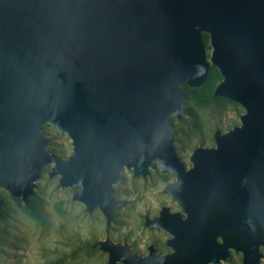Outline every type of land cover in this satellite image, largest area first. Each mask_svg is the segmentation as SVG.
<instances>
[{
	"label": "water",
	"instance_id": "obj_1",
	"mask_svg": "<svg viewBox=\"0 0 264 264\" xmlns=\"http://www.w3.org/2000/svg\"><path fill=\"white\" fill-rule=\"evenodd\" d=\"M212 68V98L244 113L186 167L171 119ZM47 125L70 140L68 157L48 150ZM48 166L56 188H78L83 215L103 216L104 239L89 247L106 264H220L231 251L261 264L264 0H0V215L2 191L26 204ZM124 170L174 177L163 192L180 211L143 223L170 236V254L111 239Z\"/></svg>",
	"mask_w": 264,
	"mask_h": 264
},
{
	"label": "rangeland",
	"instance_id": "obj_2",
	"mask_svg": "<svg viewBox=\"0 0 264 264\" xmlns=\"http://www.w3.org/2000/svg\"><path fill=\"white\" fill-rule=\"evenodd\" d=\"M205 47L210 50L206 37ZM220 80L219 72L212 68L204 86L197 89L201 92L182 101L185 110L182 117L171 119L174 146L186 167L190 166L188 159L195 147H213L214 130L225 132L239 125V116L244 113L240 105L226 99L224 103H204V95L211 93ZM44 134L49 139L50 152L60 158L71 154V142L66 135L57 133L50 125L45 127ZM50 168L46 167L42 173L33 195L34 207L39 212L37 218L26 210V204L2 191L0 264H106V256L89 247L96 240L104 239L103 216L97 210L90 217L83 215V206L71 200L78 188H56L57 178L50 180L47 176ZM173 181L171 174L159 171H151L150 176L142 179L133 178L130 171L124 170L115 196L124 205L115 212L111 239L131 242L133 251L141 255L146 254L145 247L149 243H154L160 253L169 251L164 247L168 235L144 228L143 216L157 215L162 205L171 211L179 210L177 204L162 193L163 187ZM261 251L264 254V249ZM222 264H240V257L232 254L229 261Z\"/></svg>",
	"mask_w": 264,
	"mask_h": 264
},
{
	"label": "trees",
	"instance_id": "obj_3",
	"mask_svg": "<svg viewBox=\"0 0 264 264\" xmlns=\"http://www.w3.org/2000/svg\"><path fill=\"white\" fill-rule=\"evenodd\" d=\"M206 38H208L207 36H205ZM205 39V38H204ZM185 88V98L187 99L188 96L190 95H193V93L195 94L196 92H201V91H198L197 89L196 90H190L188 87H184ZM213 92V91H212ZM212 92L211 93H208V94H205L203 99H204V103L208 104V103H224V102H227L225 99L223 98H212ZM202 94V93H200ZM188 112V111H187ZM33 199L34 197L31 196L28 198V201L26 203V210L33 216V217H38L39 216V212L38 210H36V208L34 207V203H33Z\"/></svg>",
	"mask_w": 264,
	"mask_h": 264
},
{
	"label": "flooded vegetation",
	"instance_id": "obj_4",
	"mask_svg": "<svg viewBox=\"0 0 264 264\" xmlns=\"http://www.w3.org/2000/svg\"><path fill=\"white\" fill-rule=\"evenodd\" d=\"M188 167H190V166H188ZM160 172V171H159ZM166 186H164L163 187V189H162V193L164 194V192H163V190H164V188H165ZM118 193V192H117ZM117 195V194H116ZM115 195V196H116ZM166 195V194H165ZM115 196H114V199H115ZM166 196H168V195H166ZM169 197V196H168ZM170 198V197H169ZM171 199V198H170ZM116 200V199H115ZM116 201H119V200H116ZM171 201H173L172 199H171ZM120 202H123V201H120ZM174 202V201H173ZM176 203V202H175ZM177 204V203H176ZM123 205H124V202H123ZM122 205V206H123ZM121 206V207H122ZM177 206H178V204H177ZM162 207H167L168 209H169V211L171 212V213H175V212H179L180 211V208H179V206H178V208H179V210H177V211H171V209L168 207V206H165V205H162L161 207H160V209H159V211H158V213H157V215H154V216H149L148 214H145L144 216H143V223H144V221H145V217H148L149 219H152V218H155V217H158L159 216V213H160V211H161V209H162ZM184 217V216H183ZM144 227V226H143ZM145 228V227H144ZM147 229V228H146ZM149 230V229H148ZM155 230V229H154ZM150 231H152V230H150ZM155 231H162V230H155ZM164 232V231H163ZM164 233H166V232H164ZM167 234V233H166ZM168 235V234H167ZM170 238V236L168 235V238L165 240V242H164V247L165 248H167V249H169V251H167V252H165V253H160L159 251H158V249H157V247L155 246V244L154 243H149L145 248H146V254H144V255H141V254H139V253H137V252H135V251H133V248H132V243L131 242H128V241H126V242H128V243H130L131 244V249H132V251L133 252H135V253H137L138 255H140V256H147L148 255V253H149V251H148V247L149 246H153L154 248H155V250L159 253V254H161V255H166V254H170L171 252H172V250H171V248H169V247H167L166 246V243H167V240ZM124 241V240H123ZM122 241V242H123ZM119 242V241H118ZM97 251V250H96ZM238 255L239 257H240V264H241V255L240 254H235L233 251H231L230 252V254H229V256H228V259L226 260V261H222L220 264H222V263H226V262H228L229 261V259H230V257H231V255Z\"/></svg>",
	"mask_w": 264,
	"mask_h": 264
}]
</instances>
